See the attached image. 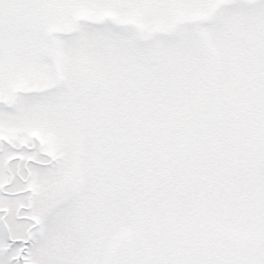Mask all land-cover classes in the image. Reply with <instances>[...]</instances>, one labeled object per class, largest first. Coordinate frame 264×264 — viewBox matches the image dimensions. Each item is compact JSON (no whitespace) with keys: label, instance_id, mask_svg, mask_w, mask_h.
<instances>
[{"label":"snow or ice","instance_id":"1","mask_svg":"<svg viewBox=\"0 0 264 264\" xmlns=\"http://www.w3.org/2000/svg\"><path fill=\"white\" fill-rule=\"evenodd\" d=\"M0 264H264V0H0Z\"/></svg>","mask_w":264,"mask_h":264}]
</instances>
